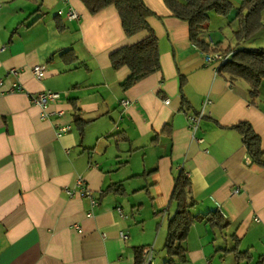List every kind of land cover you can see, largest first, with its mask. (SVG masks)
Returning <instances> with one entry per match:
<instances>
[{
    "label": "crops",
    "instance_id": "0c3cea01",
    "mask_svg": "<svg viewBox=\"0 0 264 264\" xmlns=\"http://www.w3.org/2000/svg\"><path fill=\"white\" fill-rule=\"evenodd\" d=\"M144 1L154 12L149 23L161 68L126 89L130 70L113 68L110 54L150 32L127 36L115 6L93 15L81 0H0V264H134L135 246L152 250L150 264H166L168 220L176 211L171 196L181 172L191 180L192 214L218 211L228 225L196 222L184 242L188 260L180 264H257L264 254V166L246 162L243 137L230 128L249 122L264 150V82L253 99L243 79L205 64L207 51L164 0ZM232 2L238 8L241 0ZM70 7L79 20L66 17ZM236 13L223 20L234 33ZM212 29L200 38L222 50L263 47L259 36L235 38L233 46ZM70 48L72 62L62 55ZM37 64L46 66L42 80L32 72ZM15 82L21 91H9ZM45 90L62 95L50 105L64 111L58 119L42 120L30 98ZM195 112H203L196 130L189 120ZM77 119L88 121L83 136ZM55 121L72 129L57 138ZM80 176L99 200L94 208L66 191L79 190ZM111 186L121 187L105 192ZM234 246L251 258L237 260Z\"/></svg>",
    "mask_w": 264,
    "mask_h": 264
},
{
    "label": "trees",
    "instance_id": "16d2710c",
    "mask_svg": "<svg viewBox=\"0 0 264 264\" xmlns=\"http://www.w3.org/2000/svg\"><path fill=\"white\" fill-rule=\"evenodd\" d=\"M90 14H97L108 6H115L118 10L122 25L127 36H132L142 30H148L150 35L145 39L132 44L124 45L110 54L112 67L119 69L127 66L130 74L123 82L124 88H130L135 83L160 70L159 38L149 23V17L154 12L147 6L144 0H81ZM172 13L189 24L190 39L205 51H215L220 48H211L210 45L200 38L202 31L209 25L210 11L227 17L234 9L237 11L236 18L239 29L234 33L238 42L247 41L264 29V0H241L238 8L232 0H164ZM231 53L230 57L220 66V73H227L232 78H240L250 86L249 94L254 99L259 96L260 87L264 82V47L235 48L228 47L224 50ZM67 56L66 60H76L75 50L67 49L62 53ZM69 56V57H68ZM184 80H182L183 84ZM182 106H187L185 98ZM199 114V112H195ZM80 133L83 136L85 125L88 121L76 120ZM230 128L237 130L243 137V143L252 162L264 166V150L260 135L254 130L249 122H240ZM121 186H111L109 190L118 192ZM171 202L175 203L176 211L168 220L167 239L164 249L167 253L166 264H180L187 262V249L184 246L191 227L196 222H205L213 228L224 229L228 221L218 211L206 214L194 215L191 208L196 201L192 197L191 180L181 172L176 178L175 186L171 196ZM147 246L134 247V264L145 263V252ZM231 251L235 253L237 260L250 259L249 252H241L237 246ZM257 264H264L262 254Z\"/></svg>",
    "mask_w": 264,
    "mask_h": 264
},
{
    "label": "built area",
    "instance_id": "2783aa9c",
    "mask_svg": "<svg viewBox=\"0 0 264 264\" xmlns=\"http://www.w3.org/2000/svg\"><path fill=\"white\" fill-rule=\"evenodd\" d=\"M0 9H1V3H0ZM64 12L60 10L58 12L59 15H62ZM65 15L68 19L71 20H79L81 18L80 13L73 7H70L66 12ZM209 45L212 46L213 48H217L215 43L210 40ZM5 47L0 48V51L4 50ZM231 53H226L224 50L217 48L215 51H209V52H204V60L206 65H211L214 63L219 64L221 66L229 57ZM20 72L19 69L13 68L10 70V73L13 75H18ZM32 72L34 76L42 80L45 77L46 74V66L43 64H37L32 68ZM3 87V81L0 80V93H4L2 90ZM23 89L22 85L19 84L18 82L13 83L9 91H21ZM61 93L58 91H53V90H45L42 92H39L37 94H31L30 98L34 104L40 107L41 113H40V118L42 120H51L53 117H56L57 119L61 117L64 114V111L59 110V111H52L50 110V105L53 102L58 101L61 98ZM122 103L124 106H127L130 103V100H122ZM164 103L167 105H173L171 99H165ZM211 103V100H206L204 105H208ZM203 117V112H199V114H192L189 116L190 120V125L192 129L196 130L198 127V124ZM54 128H55V133L57 138H61L64 136L66 133H68L71 129L72 126L70 124H62L58 121L54 122ZM246 162L248 164L252 163V158L246 157ZM77 186L79 188L78 191L72 190L67 188L66 191L69 196H74L76 194L81 195L82 197H86L90 199L92 208L96 207L99 204V200L94 196L93 192L88 188L86 181L82 176L78 178ZM240 188H235L232 192V194H239L240 193ZM93 209L88 212V216H93ZM257 221H259L258 218H256ZM122 236L125 237V235L122 233ZM152 257H153V252L151 249H147L145 252V263L144 264H150L152 262Z\"/></svg>",
    "mask_w": 264,
    "mask_h": 264
},
{
    "label": "rangeland",
    "instance_id": "374dc122",
    "mask_svg": "<svg viewBox=\"0 0 264 264\" xmlns=\"http://www.w3.org/2000/svg\"><path fill=\"white\" fill-rule=\"evenodd\" d=\"M213 16H214L213 18H216V16H217V18L219 20H222V21L223 20L225 21V19H226L224 16L218 15L217 13H214ZM213 18L209 21V24L213 28L211 31L215 32V34L216 33H223L227 37L229 36L231 41H232V45L234 46V44H235V35H234V30L233 29H235V27H232V28L229 27L228 25H226L224 23V21H223V24L220 25V23L218 21H213L214 20ZM255 36H259V40H260L259 44L264 47V29H263V31H262V33L260 35L256 34Z\"/></svg>",
    "mask_w": 264,
    "mask_h": 264
}]
</instances>
